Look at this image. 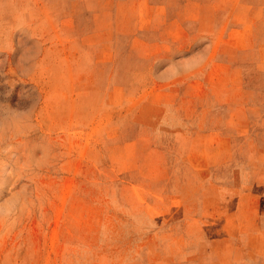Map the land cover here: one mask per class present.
Masks as SVG:
<instances>
[{
  "label": "rangeland",
  "instance_id": "374dc122",
  "mask_svg": "<svg viewBox=\"0 0 264 264\" xmlns=\"http://www.w3.org/2000/svg\"><path fill=\"white\" fill-rule=\"evenodd\" d=\"M0 264H264V0H0Z\"/></svg>",
  "mask_w": 264,
  "mask_h": 264
}]
</instances>
